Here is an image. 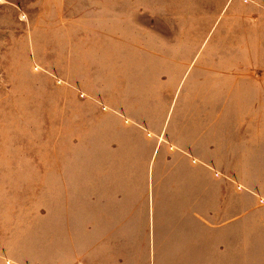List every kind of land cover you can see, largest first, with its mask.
I'll list each match as a JSON object with an SVG mask.
<instances>
[{
	"label": "rangeland",
	"instance_id": "obj_1",
	"mask_svg": "<svg viewBox=\"0 0 264 264\" xmlns=\"http://www.w3.org/2000/svg\"><path fill=\"white\" fill-rule=\"evenodd\" d=\"M160 134L219 158L183 191L206 206L151 205ZM153 207L239 213L264 262V0H0V264L82 251L93 216H127L134 246Z\"/></svg>",
	"mask_w": 264,
	"mask_h": 264
},
{
	"label": "crops",
	"instance_id": "obj_2",
	"mask_svg": "<svg viewBox=\"0 0 264 264\" xmlns=\"http://www.w3.org/2000/svg\"><path fill=\"white\" fill-rule=\"evenodd\" d=\"M164 136H167L171 148L160 145L159 151L162 149L166 153L161 155L158 152L152 167V179L155 182L162 174H167L165 179L169 184V195L168 198L153 197L151 205L206 206V196L199 194L196 197H185L183 191L207 190L206 179L209 172H223L219 158L215 153L201 151L200 148L206 146L201 140L189 138L183 141L176 136L160 134L159 143L166 141ZM207 149L213 148L208 145ZM236 190L238 194V187ZM165 199L168 201L165 202ZM142 204L148 205L149 201ZM93 217L90 222L98 221L103 226L97 230L95 224L88 225L89 237L82 251H63L62 255H58L54 260L41 259L38 264H264L256 262L253 258L250 260L249 251L240 246L239 231L233 229L239 219V213L220 219L216 216L209 219L207 215L199 213L161 214L155 212L153 207L150 214L138 217L139 221L145 224L133 231L135 245L128 247L115 244L121 233L125 232L121 224L127 220V216H118L116 219H110L108 215ZM209 220L218 221L215 228H209ZM111 221H114L112 225L107 224ZM108 242L112 245H107ZM5 264L26 263L8 261ZM27 264L36 263L27 259Z\"/></svg>",
	"mask_w": 264,
	"mask_h": 264
}]
</instances>
